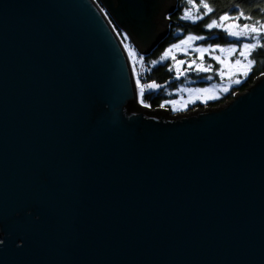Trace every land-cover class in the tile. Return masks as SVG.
<instances>
[{
    "label": "water",
    "instance_id": "95a60500",
    "mask_svg": "<svg viewBox=\"0 0 264 264\" xmlns=\"http://www.w3.org/2000/svg\"><path fill=\"white\" fill-rule=\"evenodd\" d=\"M177 3L0 0V264H264V74L140 102L121 33L152 54Z\"/></svg>",
    "mask_w": 264,
    "mask_h": 264
},
{
    "label": "trees",
    "instance_id": "16d2710c",
    "mask_svg": "<svg viewBox=\"0 0 264 264\" xmlns=\"http://www.w3.org/2000/svg\"><path fill=\"white\" fill-rule=\"evenodd\" d=\"M177 6L173 14L170 16V32L166 41H164L152 54L148 56H143L144 60L138 64V73L140 75V80L144 83H151L156 81L157 84L162 85L170 80H173L178 75L176 73V68L172 59L164 58L162 59L164 50L167 49L171 44L178 42L180 39H183L189 34L193 35H204L208 37L207 41H199V45L206 46L207 44L220 43L223 46H226L227 43L231 42V38H226L223 33H217L215 30H208L204 27L212 19H218L219 15L224 11L230 10L231 5L239 4L241 9L247 14L254 18V20H264V16L261 15L260 11H257L258 6L264 9V0H208V3L214 9L212 14L205 15L203 9L201 8L202 19L198 23H193L192 20H183L181 17L184 15V8L188 7L193 13L197 9L186 3V0H177ZM196 3L199 4V0H196ZM235 15V13H232ZM195 19V16H193ZM251 23L252 21L241 20L240 23ZM126 45L130 46L131 51H135V48L132 46L128 38H125L126 35L121 33ZM189 58L190 60H197V57ZM179 59H186L184 56L178 55ZM256 60L257 63L253 65L252 70L240 80V83L233 84L229 90L222 94L220 98H217L214 101H211L207 104H195L191 106L188 111L185 112H174L170 101H172L176 95V91L181 86H205L211 83H216L219 81V70L220 65L211 59L210 56L205 57L206 65H213L212 70L207 73H200L196 70L186 71L184 77L176 81L169 86L165 87L163 90H157L153 93H145L143 101L145 105H149L150 108L156 110L158 108L168 109L172 115L181 114L196 110L197 108H206V107H218L227 101L231 100L235 94L245 91L260 75L264 74V50H257L254 55L251 57ZM157 61L156 65H153L151 61ZM171 68L172 71H168ZM186 70V69H185ZM211 76L212 79H208Z\"/></svg>",
    "mask_w": 264,
    "mask_h": 264
},
{
    "label": "snow or ice",
    "instance_id": "6c2138e0",
    "mask_svg": "<svg viewBox=\"0 0 264 264\" xmlns=\"http://www.w3.org/2000/svg\"><path fill=\"white\" fill-rule=\"evenodd\" d=\"M188 5H191L197 9L195 13L191 11L190 8H184V15L181 17L183 20H192V22L198 23L201 19V8L205 15L212 14L214 9L208 3V0H199V4L196 3V0H186ZM103 11V9H101ZM257 11H260L261 15L264 16V9L258 6ZM232 13H235L233 15ZM195 16V19H193ZM241 20L252 21L251 23L245 22L240 23ZM111 22V21H110ZM208 30H215L218 34L223 33L226 38H231V42L227 43L226 46L221 45L220 43L207 44L206 46H197L191 48L192 51L199 54L200 61H204L205 53L219 51L220 53H226V55H215L211 59L216 61L221 67L219 70V75L223 77L226 73L229 78L235 79V83L239 84L240 80L236 79L239 75L247 76L248 73L252 70L253 65L257 63L256 60L251 57L257 50H264V20H254L250 15H247L239 4H233L230 7V10L224 11L219 15L218 19H212L209 23L204 25ZM127 38V37H125ZM208 37L204 35H193L189 34L185 38L180 39L178 43H173L171 46L164 50L162 59L167 58L174 49H179L184 47L186 50L196 41H207ZM126 49H129V57L131 58L133 52L130 49L129 45H125ZM238 54L239 58H235ZM173 60H176V56L172 55ZM140 60H144L143 56L139 57ZM153 65L157 64V61H151ZM185 63L184 60H178L176 64V72L180 73V65ZM195 67V70L200 73H207L212 70L213 65L204 63H196L195 60L189 64V67ZM168 71H172L171 68ZM133 74L135 75V70L133 69ZM208 79H212L211 76ZM136 88L138 90L139 96H145V88L149 90H158L161 88V85L157 84L156 81H152L149 84H142L139 78L136 79ZM229 89L225 87L223 91L227 92ZM190 91L204 93L205 99H213L211 95H207L210 92L208 88L192 89ZM199 99V97H197ZM144 103L143 99L140 101ZM171 103L175 104V101ZM146 107L149 105H145ZM6 239H0V247L5 245Z\"/></svg>",
    "mask_w": 264,
    "mask_h": 264
},
{
    "label": "rangeland",
    "instance_id": "374dc122",
    "mask_svg": "<svg viewBox=\"0 0 264 264\" xmlns=\"http://www.w3.org/2000/svg\"><path fill=\"white\" fill-rule=\"evenodd\" d=\"M178 42H176V43H178ZM198 42L199 41L193 42L192 45L187 50L184 47L179 48V49H174L173 52L167 57L169 59H172L171 58L172 55L176 56V60L172 59L175 68H176V64H177L178 60H184L185 61V63L183 65H180V73L177 74L178 76H181L182 74L185 75L186 71L195 70L194 66L191 68L189 67V64H191V62H192V60H190L189 58H194L193 56H195V58L197 57V60H195L196 63H204L206 65L205 61H200L199 54L191 50V48L201 46L198 44ZM178 55L184 56L186 59H179ZM215 55H222L223 56V55H226V53H220L219 51H213V52L205 53V57L206 56L212 57ZM139 57H140L139 54H137L135 51H133L132 58L135 62V68H136L137 72H138V69H137L138 64H139V62L141 63V61H142L139 59ZM235 58H239L238 54L236 57H234V59ZM244 77H245L244 75H239L238 77H236V79L241 80ZM233 84H235V79L229 78L227 73H226L223 77H221L219 75V81L216 83L213 82V83L205 85V86H187V85L181 86L176 91H174V94L176 95V97L172 101H175L176 103L173 104V103H171L172 101H170V104L172 105V109L174 110V112H185V111H188L191 108V106H193L195 104H199V103L207 104L211 101L216 100L217 98H220L222 96V94L225 93V91H223V89L225 87H227L229 89L231 86H233ZM200 88L210 89V92L207 95H211L214 98L206 100L205 99L206 94L190 91L192 89H200ZM197 97H199V99ZM141 99H143V98L140 97V100Z\"/></svg>",
    "mask_w": 264,
    "mask_h": 264
},
{
    "label": "built area",
    "instance_id": "2783aa9c",
    "mask_svg": "<svg viewBox=\"0 0 264 264\" xmlns=\"http://www.w3.org/2000/svg\"><path fill=\"white\" fill-rule=\"evenodd\" d=\"M141 83H142V84H144V85H146V84H147V83H144V82H143V80L141 81ZM145 90L147 91L148 89H147V88H145Z\"/></svg>",
    "mask_w": 264,
    "mask_h": 264
}]
</instances>
